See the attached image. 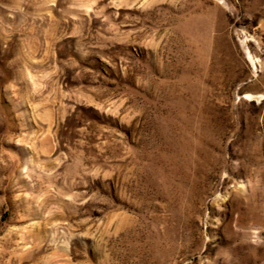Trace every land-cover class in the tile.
Here are the masks:
<instances>
[{
  "label": "rangeland",
  "instance_id": "rangeland-1",
  "mask_svg": "<svg viewBox=\"0 0 264 264\" xmlns=\"http://www.w3.org/2000/svg\"><path fill=\"white\" fill-rule=\"evenodd\" d=\"M0 264H264V0H0Z\"/></svg>",
  "mask_w": 264,
  "mask_h": 264
}]
</instances>
